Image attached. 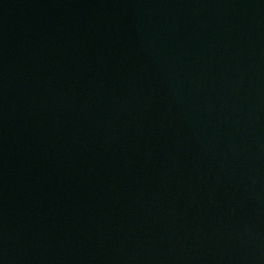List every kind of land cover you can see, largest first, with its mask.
<instances>
[{
	"label": "water",
	"instance_id": "1",
	"mask_svg": "<svg viewBox=\"0 0 264 264\" xmlns=\"http://www.w3.org/2000/svg\"><path fill=\"white\" fill-rule=\"evenodd\" d=\"M0 264H264V0H40Z\"/></svg>",
	"mask_w": 264,
	"mask_h": 264
}]
</instances>
